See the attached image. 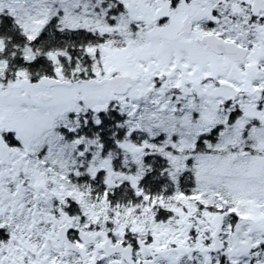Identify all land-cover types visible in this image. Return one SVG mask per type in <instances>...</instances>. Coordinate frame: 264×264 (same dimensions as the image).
I'll return each instance as SVG.
<instances>
[{"label":"snow or ice","instance_id":"1","mask_svg":"<svg viewBox=\"0 0 264 264\" xmlns=\"http://www.w3.org/2000/svg\"><path fill=\"white\" fill-rule=\"evenodd\" d=\"M0 264H264V0H0Z\"/></svg>","mask_w":264,"mask_h":264}]
</instances>
